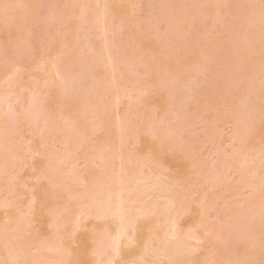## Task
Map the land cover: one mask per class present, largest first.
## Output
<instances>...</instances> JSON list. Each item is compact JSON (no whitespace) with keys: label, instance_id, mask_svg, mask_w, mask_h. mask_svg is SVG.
<instances>
[{"label":"rangeland","instance_id":"374dc122","mask_svg":"<svg viewBox=\"0 0 264 264\" xmlns=\"http://www.w3.org/2000/svg\"><path fill=\"white\" fill-rule=\"evenodd\" d=\"M240 1L249 4L243 3L240 8L237 3H227V6L220 0H214L218 4L212 3L213 0H0V264H93L95 258L91 251L95 241L92 240L98 235L103 236L106 249L102 264H109L115 257V214L122 187L126 201L123 208L130 226L127 238L129 243L131 237L137 242L117 260V264H169L168 252L177 250L183 255L176 260L180 254L176 252L178 255L172 257L175 255L172 253L173 264L176 261L193 264L194 259L198 261L200 257L202 262L195 264H224L223 260L230 252L227 259L230 257L229 261L235 264H255L259 255L262 257H257L259 261L264 259V249H259L264 241V223L262 221V226L256 219V213L262 207L261 211L264 210V189L262 195L256 196L249 187L246 189L247 184L260 183L261 180L256 181L257 177H264V138L261 139L263 143L254 147L256 152L251 144L261 136L264 123L261 131L258 128L260 135L247 137L246 134L247 130L257 128L255 125L261 121L263 107L260 110L257 107L260 118L257 114L247 116L249 122L246 123L254 125H247L249 129H244L246 125L242 123L246 110L240 109L246 96L259 97L255 93L257 88L258 94L264 95V84L263 89L258 85L264 78V63L261 62L264 51L262 55L259 51L258 55H248L254 47L247 44L254 37L256 45H253L258 50L264 42V36L261 39L259 35L262 32L264 35V17L260 21L264 16V4L262 7L258 1ZM259 1L263 3V0ZM170 6L174 11H169ZM212 6L217 8L216 11L211 10ZM229 6L236 13L226 11ZM236 6L242 11L236 10L239 9ZM256 6L262 7L259 10L262 16L255 19ZM165 8L169 11L167 16ZM83 9L87 15L85 13L86 17L80 19L77 16ZM256 13L258 15V11ZM233 14L239 16L235 18ZM201 15L203 17H199ZM169 19L172 21L167 24ZM244 20H250V23L247 21L250 27H259V31L248 27L246 32ZM231 27L236 34L229 30L230 35L227 28ZM166 29L168 35L172 32V36L174 33L180 36L177 31L181 30V35L185 36L179 40L167 36L165 40L172 41L169 44V40L162 41ZM243 29L252 40L246 42V36L245 40L239 41L237 35H243ZM107 32L111 37L106 35ZM228 35L231 36L229 39ZM184 38H190L191 43L187 39L186 43L182 42ZM175 40L177 47L187 46L181 50L175 46ZM257 40L261 42L258 46ZM182 43L185 44L182 46ZM237 43L245 44L243 47L247 51ZM214 49L219 52L215 54ZM109 52L110 55L113 53V58L110 57L114 60L115 70L118 68L124 74L123 79L118 72L122 79L119 82L114 79ZM205 58L211 62L208 64ZM55 60H61L57 73L55 68H50ZM198 70L202 71L199 73ZM258 71L259 76H256ZM58 72L68 74V80L74 77L71 82L84 81L74 85L76 88L83 84L82 99L75 98L80 94L78 88L77 94L72 89H69L70 96L64 93L71 82L67 80L62 87L58 83ZM216 73L223 77H216ZM209 75L219 81L210 80ZM237 76L242 79L238 82L241 86L237 85ZM131 80L136 83L132 84ZM159 83L165 87L160 92L167 93L164 100L168 101L169 93H173L172 101L175 97L173 104L176 106L169 101L172 107L166 104L167 109L160 108L162 98L155 94L158 92L153 93V87ZM210 98L218 100L214 102ZM171 110L172 114L166 113ZM253 115L255 120H251ZM236 134L241 140H236ZM180 142L184 144L180 145ZM260 147L262 152L258 151ZM249 154L255 155L254 162L247 160ZM102 158L104 161L101 162ZM120 158L128 159V169L124 166L126 175L119 174ZM121 178L123 185L119 183ZM32 181L36 184L32 185ZM110 193L112 198L108 197ZM86 202H91V210L110 207L111 212L103 224L94 223V218L84 220L85 224L81 221L82 231L81 227L77 229L79 221L83 220L78 213ZM170 203L174 208H167ZM154 207V214L142 218ZM257 208L259 211L255 213ZM243 211H246L243 215L248 212L251 216H246L248 221L244 216L243 223L246 224L240 225L242 219L235 222V216ZM176 216L183 225L179 242L168 238ZM251 217L253 220H249ZM255 219L258 224L254 223L261 226L256 227L257 231L252 223ZM50 223L57 225L55 231L54 228L50 230L53 227ZM92 223L99 224L98 228ZM134 225L141 227L135 234ZM58 226L63 228L58 229ZM245 226L252 232L253 239L252 236L246 240L242 235L237 236L238 230L242 232ZM94 227L101 231L94 232ZM221 233L230 234L228 237L233 235L232 240L225 243L226 239H217ZM197 234L202 235L204 241H196ZM239 238L244 244L232 246ZM98 241L101 245L102 241ZM229 243L232 245H227ZM61 245L64 246L59 249ZM226 245L228 253L225 252ZM165 246L169 249L166 253L169 260L159 256ZM217 248L219 251L216 252ZM201 253H205V259ZM246 254L252 255L248 258L252 259L248 260ZM253 257L255 262H252ZM244 258L247 263L246 260L243 262ZM239 260L242 261L239 263ZM224 261L225 264L229 262Z\"/></svg>","mask_w":264,"mask_h":264},{"label":"bare ground","instance_id":"6f19581e","mask_svg":"<svg viewBox=\"0 0 264 264\" xmlns=\"http://www.w3.org/2000/svg\"><path fill=\"white\" fill-rule=\"evenodd\" d=\"M175 1H176V0H175ZM178 1H180V0H178ZM183 1L185 2V0H183ZM186 1H187V0H186ZM192 1H193V0H192ZM210 1H211V0H210ZM218 1H219V0H218ZM220 1L225 2V4L228 6L227 3H229V1H228V2H226V0H224V1H223V0H220ZM245 1H246V0H245ZM247 1L249 2V1H252V0H247ZM257 1H258V4L262 5V7H263L264 0H263V3H262V4H261V2H260L259 0H256V1L254 0L253 2L256 3ZM208 2H209V1H208ZM215 2H216V1H215ZM215 2H214V0H213L212 3H215ZM239 2L242 3V4H240V3L238 4V0H236V2H235V0H234V2L230 1L229 5H233V3L236 5V3H237V5H239V6L241 5V6H240V8H241L242 5H243V3H246L247 6H248V4H249V3H247V2L240 1V0H239ZM212 3H211V5H215V4H218L219 2H218V3H215V4H212ZM231 3H232V4H231ZM250 3H252V2H250ZM169 4L171 5V3H169ZM172 4H173V3H172ZM178 5H179V4H178ZM219 5H220V4H219ZM250 5H251V4H250ZM201 6H202V4H201ZM239 6H236V7L239 8ZM251 6H252V5H251ZM258 6H259V5H258ZM258 6L255 7V9H257L256 12L258 11V15H257L256 12H253V13H255V14L257 15V16H256V15L254 14L255 19H256L258 16H259V18H260L262 15H264V14L261 13L262 15L260 16V12H259V10H260L262 7H261V6L258 7ZM174 7H176V6H174ZM202 7H203V6H202ZM213 7H214V6H212L211 10H213V11L215 10V11H216L217 8L215 7V9H213ZM219 7H221V6H218V8H219ZM229 7H230V6H229ZM229 7H227V9H225V10L228 11L229 13H230V12H232V13H236L235 9H234V11H233V8H231L232 6L230 7V9H228ZM233 7H234V6H233ZM249 7H250V6H249ZM167 8H168V7H167ZM167 8L164 9L165 12H166ZM170 8H171V6H170ZM240 8H239V9H236V10H238V11L241 10V11H242V9H240ZM258 8H259V9H258ZM245 9H246V7H245ZM250 9H251V7H250ZM255 9H254L253 11H255ZM171 10L174 11L173 8H171L169 11H171ZM200 10H201V9H200ZM262 10H263V9H262ZM169 11L166 12V16L168 15L167 13H168ZM238 11H237V12H238ZM162 12H163V11H162ZM211 12H212V11H211ZM261 12H262V11H261ZM263 12H264V10H263ZM85 13H86V15H87V12H85V10L83 9V10L81 11V13H80L77 17L80 18V19H81V18H84ZM171 13H172V12H171ZM171 13H169V14L171 15ZM212 13H213V12H212ZM214 13H215V12H214ZM203 14H204V13H203ZM239 14H240V12H239ZM239 14H238V16H239ZM103 15H104V14H102V16H103ZM233 15H234V14H233ZM235 15H236V14H235ZM235 15H234V17H235ZM102 16H101V17H102ZM163 16H164V15H163ZM238 16H236L235 18H237ZM85 17H86V16H85ZM199 17H203V16L201 15V16H199ZM204 17H205V16H204ZM208 17H209V15H208ZM263 17H264V16H262V19H260V21H263ZM161 18H162V17H161ZM102 19H103V18H102ZM76 20H78V19L76 18ZM155 20L158 21L157 18H155ZM164 20H165V19H164V17H163V18H162V21L165 22ZM180 20H181V19H180ZM194 20H195V18H194ZM162 21L159 20V22H162ZM169 21H170V19H169ZM171 21H172V20H171ZM171 21H170L169 23H167V24H170ZM190 21H191V20H190ZM190 21H188V22H190ZM201 21H202V20H201ZM201 21L199 20V22H201ZM245 21H246V24H243V25H244V29L246 30V32H248L246 28L249 27V28L251 29V28H253V26L250 27L251 24H248L247 21H249V23H250V20H244L243 23H245ZM251 21H252V20H251ZM253 21H254V20H253ZM253 21H252V23H253ZM257 21H258V20H257ZM257 21H256V23L258 24ZM159 22L157 23L158 25H159ZM263 22H264V21H263ZM263 22H262V23H263ZM154 23H155V22H154ZM160 24H161V23H160ZM190 24H192V26L194 25L193 23H190ZM190 24H189V25H190ZM257 24H256V25H257ZM259 24H260V23H259ZM174 25H175V24H174ZM181 25H182V24H181ZM245 25H249V26L245 27ZM254 25H255V24H254ZM222 26H223V24H222ZM261 26H262V24H261ZM172 27H173V25H172ZM172 27L170 28V27L168 26L167 28L172 29ZM193 27H194V26H193ZM193 27H192V28H193ZM235 27H236V26H235ZM235 27H233V28H235ZM255 27H256V26H255ZM175 28H176V27H175ZM182 28H183V27H182ZM182 28H181V30H182ZM221 28H222V27H221ZM224 28H225V30H226V27H224ZM262 28H264V25L262 26ZM176 29L179 30V28H176ZM227 29H228V32H229V30H230L231 33H232V32H235V34H236V31H231V30H232V27H231V28H227ZM238 29H239V26H238ZM241 29H242V26H241ZM244 29L242 30V31H244L243 33H242L241 30H240L241 32L238 30L240 33L243 34V35H239V34L237 35V37L239 36L238 39H239V41H241V42L243 41V39L245 40V39H246V36H247V34H245V30H244ZM250 29H249V30H250ZM253 29H255V28H253ZM253 29H252V30H253ZM256 29H258V31H259V27L256 28ZM256 29H255V30H256ZM181 30H180V31H177V32H179V35H180V36H177V34H175V33H174V36H172V34H173L172 32H171L172 34L169 33V35L171 34V35L169 36V35L167 34L169 31L167 32V29H166V32H165V33H166V36L164 37V35H163L164 39H163L162 41H164V40L166 39L167 36H168V38L170 37V39H171V36H172V37H173L174 39H176V40H179L180 38H183V37L185 36V34L183 35V33H182V35H181ZM233 30H234V29H233ZM235 30H236V28H235ZM255 30H253V32H258V31H255ZM263 30H264V29H263ZM263 30H262V31H263ZM222 31H224V30L222 29ZM262 31H261V32H262ZM109 32H110V31H109ZM109 32H107L106 35H107ZM230 32H229V33H230ZM249 32H250V31H249ZM110 33H112V32H110ZM165 33H164V34H165ZM231 33H230V35H231ZM244 34H245V36H244ZM108 35L110 36V34H108ZM225 35H227L226 32H225ZM259 35H261V37H260L261 39H262L263 36H264V35H263V32H262V34H259ZM175 36H177L178 38H177V37L175 38ZM233 36H234V35H233ZM240 36H243L244 38H243V37L241 38ZM110 37H111V36H110ZM163 37H162V38H163ZM230 37H231V36H230ZM230 37H229V35H228L227 38L229 39ZM250 37H251V36H247V39H246L245 41L248 42L249 40H252V38H250ZM257 37H258V36H257ZM257 37H256V38H257ZM227 38H226V39H227ZM240 38H241L242 40H241ZM260 38H258V39L260 40ZM170 39H168L169 41H168V40H165V41H168L169 44H170V43L172 42ZM174 39H172V40H174ZM186 39H187V38H186ZM186 39L184 38V39H183L184 41H183L182 39H181V40H182V42H185ZM226 39H225V40H226ZM231 39H232V38H231ZM248 39H249V40H248ZM263 39H264V38H263ZM176 40H175V42H176V45H175V46L177 47V42H178V41H176ZM187 40H188V39H187ZM232 40H233V39H232ZM254 40H255V38L253 37V41H249V42L247 43V44H249V43L252 44V46L255 48V49L253 48V49H254V50H253V49L251 48L252 46H251V47H250V46H247L248 48H251V50H252L251 52L248 50V51H249V52H248V55H253V56H254V55H256V53H257V55H258V54H259L258 51L261 53L260 55H262V51H264V49H263V47H264V46H263V45H264V42L261 43V42H259V40H257V41H258L257 46L260 45L259 43H261V45H260L261 47H259V48L262 49V50H261V49H258V50H257V47H255V45H256V44H255L256 40H255V42H254ZM165 41H164V42H165ZM188 41L191 43V39H190V38H189ZM188 41H187V43H188ZM230 41H231V40H230ZM230 41H229V43H230ZM234 41H235V40H234ZM237 41H238V40H237ZM260 41H262V40H260ZM173 42H174V41H173ZM175 42H174V43H175ZM252 42H253V43H252ZM105 43H106V44L108 43V38L105 40ZM179 43H181V42L179 41ZM185 43H186V42H185ZM185 43H182L181 45L183 46V44H185ZM218 43H219V42H218ZM221 43H222V41H221ZM223 43H224V41H223ZM223 43H222V45L225 46V44H223ZM234 43H235V42H234ZM162 44H163V42H162ZM188 44H189V43H188ZM219 44H220V43H219ZM238 44H239V43H237V45H238ZM253 44H255V45H253ZM164 45H167V43L164 44ZM179 45H180V44H179ZM179 45H178V46H179ZM212 45H218V44H212ZM244 45H245V44H244ZM244 45H243V43H242V45L239 44L240 47H241V46L243 47ZM185 46H187V45H184L183 48H182L181 46H179V47H177V48H181V50H183V49L185 48ZM220 46H221V45H220ZM262 46H263V47H262ZM216 47H217V46H216ZM242 47H241V49H242ZM245 47H246V45H245ZM245 47H243V48H244V50L246 49V51H247V48H245ZM115 48H116V46H115ZM213 48H214V46H213ZM218 48H219V47H218ZM221 48H223V47H221ZM237 48H238V46H237ZM215 49H216V48H215ZM215 49H214V50H215ZM214 50H213V51H214ZM216 50H217V49H216ZM216 50H215V52H214L215 54H216V52H219V51H216ZM238 50H239V49H238ZM179 51H180V50H179ZM207 51H208V50H207ZM240 51H241V50H240ZM255 51H257V52H255ZM110 52H111V51H110ZM110 52H109V54H108V55H109V56H108V60L111 62V66H112V68L115 70L114 66L112 65V64H114V60L112 59V58H113V56H112L113 53L110 55ZM112 52H113V50H112ZM208 52H210V51H208ZM211 52H212V51H211ZM211 52H210V53H211ZM253 52H254V53H253ZM210 53L208 54V57H207L208 60H209V56L211 55ZM214 53H212V54H214ZM241 53H242V52H241ZM246 53H247V52H246ZM249 53H250V54H249ZM263 54H264V53H263ZM205 55H206V53H205ZM260 55H259V56H260ZM110 56H111L112 58H111ZM212 57H213V55H212ZM218 57H219V56H218ZM246 57H247V55H246ZM249 57H251V56H249ZM249 57H248V58H249ZM261 57H262V56H261ZM211 59H212V58H211ZM250 59H251V58H250ZM263 59H264V58H263ZM205 60H206V58H205ZM208 60H206V62L209 64V62H211V61H208ZM212 60H213V59H212ZM252 60H253V59H252ZM60 62H61V60H60V61H59V60H58V61L55 60V61L51 62V66H52V67L50 66V68H52V70L55 68V70H56L57 68L60 67V65H61ZM110 62H109V63H110ZM112 62H113V63H112ZM261 62L264 63L263 60H261ZM59 63H60V64H59ZM201 63L203 64V62H200V64H201ZM252 63H253V62H252ZM257 63H259V62H257ZM253 64L255 65L256 63L254 62ZM260 64H261V63H260ZM210 66H211V65H209L208 67H210ZM256 66H257L258 68L260 67L259 65H256ZM257 67H256V68H257ZM261 68H262V64H261ZM208 69H209V68H207V70H208ZM212 69H213V68H212ZM52 70H50V71H52ZM59 70H60V69H58V70H56V71H54V72L57 73V71H59ZM207 70H206V72H207ZM210 70H211V67H210ZM119 71H120V70H119ZM119 71H118V68H117V71H116V70L114 71V75H113V76H114V79H115L116 82H119V80L121 79L120 77H121V75H122V72L120 71V74H121V75H120V74L118 73ZM198 71H199V73H200L202 70H198ZM204 71H205V70H204ZM212 71H213V70H212ZM262 71H263V70H262ZM220 72H221V71H220ZM203 73H204V72H203ZM223 73H224V72H223ZM243 73H245V72H243ZM246 73H247V72H246ZM255 73H256V76H259V73H260V72L258 71V72H255ZM65 74H66V73H64V74L62 73L63 77H61L62 75H60L59 72H58V76H60V77H57V78L59 79V80H58V83L62 84V87H63V84H66L68 81H70V80L72 79V78H71L70 80H68V79H69V77H68L69 75H68V74L65 75ZM216 74H217L216 77H219L220 74H219V73H216ZM216 74H214V75H216ZM221 74H222V73H221ZM238 74H239V73H238ZM240 74H241V73H240ZM248 74H249V73H248ZM257 74H258V75H257ZM55 75H56V74H55ZM201 75H202V74H201ZM210 75L212 76L213 74L210 73ZM210 75H209V76H210ZM234 75H235L234 77L236 78L237 73H235ZM244 75H245V74H244ZM253 75H254V74H253ZM56 76H57V75H56ZM203 76H204V75H203ZM211 76H210L209 78H210V80H213L215 77L211 79ZM220 76H222V75H220ZM240 76H241V75H240ZM245 76H246V75H245ZM66 77H67L68 79H67ZM123 77H124V74L122 75V78H123ZM199 77H201V76H199ZM222 77H223V76H222ZM222 77H221V79H222ZM237 77H238V76H237ZM246 77H247V76H246ZM134 78H135V77H134ZM182 78H183V76H182ZM206 78H207V77H206ZM230 78H231V77H230ZM238 78H239V77H238ZM247 78H248V77H247ZM123 79H124V78H123ZM132 79H133V78H132ZM215 79L217 80V78H215ZM215 79H214V80H215ZM67 80H68V81H67ZM72 80H74V77H73ZM121 80H122V79H121ZM193 80H194V78H193ZM201 80H203V78H202ZM201 80H200V81H201ZM204 80L206 81V79H204ZM230 80H231V79H230ZM239 80H242V79L239 78V79L237 80V85H239V83H238ZM77 81H78V80H75L74 82H73V81H72V82L70 81L71 84L68 86V87H69V88H68V91H65L64 93H68L67 95L70 96L71 93H69V92H70L71 90L69 91V89H72V91H75V92H74L75 94H77L78 91H79V93H80V91L82 90V89H81V86H82L83 84H82L81 86H80V85H78V86L76 85V88H75L74 85L77 83ZM131 81H132V84H134L133 82L136 83V80H135V81H134V80H131ZM217 81H219V80H217ZM217 81H216V85L218 86L219 83H218ZM231 81H235V80H231ZM245 81H246V80H245ZM56 82H57V81H56ZM70 82H69V83H70ZM75 82H76V83H75ZM78 82H79V83H80V82L83 83L84 81L82 82L81 80H79ZM203 82H204V81H203ZM206 82L208 83L209 80H207ZM210 82H211V81H210ZM212 82H213V81H212ZM242 82H243V81H242ZM81 83H80V84H81ZM96 83H97V82H96ZM194 83H195V82H194ZM207 83H206V86H207ZM214 83H215V81H214ZM217 83H218V84H217ZM245 83H246V82H245ZM77 84H78V83H77ZM159 84H160V83H159ZM161 84H163V83H161ZM161 84H160V85L156 84V86L153 87L154 90H156L157 88H158V90H159V91H158V90H156V91L153 90V93H154V92H158V93H155V94L158 95V98H159V96H160V98H162V99H161L162 101L159 102V105L161 106L160 108H165V109H167L166 104H167V106L172 107V106H170L169 104H170V103H172V104L174 103L173 101L175 100V97H174V100L172 101L173 93H169V95L171 94L172 97L168 95V97H170V99L167 97V98H168V101H167V100H164V99H165L164 97L167 96V95H166L167 93H165V94L163 95L164 92H162V93L160 92V90L162 91V88L164 87V85H161ZM164 84H165V83H164ZM197 84L200 85L199 82H198ZM203 84H204V83H203ZM210 84H211V83H210ZM240 84H241V82H240ZM242 84H243V83H242ZM263 84H264V78H263V79L261 80V82L258 84L259 87H261V89H263V87H264ZM67 85H68V84H67ZM92 85H93V84H92ZM237 85H236V86H237ZM93 86H94V85H93ZM93 86H92V89H93ZM195 86H196V85H195ZM201 86H202V85H201ZM239 86H241V85H239ZM239 86H238V87H239ZM262 86H263V87H262ZM95 87H96V86H95ZM196 87H197V86H196ZM77 88H78V91H77ZM164 88H165V87H164ZM164 88H163V90H164ZM201 88H202V87H201ZM209 88H210V87H209ZM212 88H213V87H212ZM212 88H210V89H212ZM217 88H218V87H217ZM79 89H80V90H79ZM197 89H198V88H197ZM202 89H203V88H202ZM205 89H206V87H205ZM261 89H260V90H261ZM221 90H222V89H221ZM76 91H77V92H76ZM206 91H207V90H206ZM222 91H223V90H222ZM254 91H255V90H254ZM256 91H257V92H255V93H256V96L258 95L259 97H255V98H254V97L246 96L247 98H244L245 101L242 100L243 103H242V102L240 103V104H242V106L240 107V109H242V111H243V110H244V111L246 110L245 113H244L245 115L242 114V115H243V117H242V118H243V119H242V120H243L242 123H243L244 125H246V126H244L245 128L243 127L244 129H249V128H250L249 126L253 125V124L250 125V124H247V123H246V122H249V121H247V116L250 117V115H251V116H252V114L256 115L257 113H258L259 115H261V113H259V111H257V110H258V109L260 110V109H261V106H262L263 109H264V106H263V104H264V97H263V96H264V95H262L261 92H260V94H258V93H259V92H258V91H259L258 88H257ZM219 92H221V91H219ZM74 93H72V94H74ZM160 93L163 95V97H161L162 95H161ZM75 94H74V95H75ZM80 94H81V95H80ZM80 94H79L80 97H79V95H77L76 97L73 95L72 97H75V98H77V99L80 100V99L83 98V97H82V96H83V93L81 92ZM219 94L222 96V95L224 94V92H223V94H222V93H219ZM165 95H166V96H165ZM248 95H249V94H248ZM254 95H255V94H254ZM260 95H262V96H261V97H263L262 99H260V98H261ZM214 96H216V95H214ZM218 96H219V95H218ZM223 96H224V95H223ZM167 98H166V99H167ZM222 99H223V98H222ZM19 100H20V97L18 98V101H19ZM209 100H210V101L214 100V102H215V100H218V99L210 98ZM209 100H208V103L210 102ZM16 101H17V100H16ZM18 101H17V102H18ZM166 101H167V103H166ZM169 101H172V102L169 103ZM168 103H169V104H168ZM204 103H205V102H204ZM216 103H217V102H216ZM173 105L176 106V104H173ZM256 105H257V106H256ZM206 106H207V105H206ZM203 107H204V106H203ZM257 107H258V109H257ZM259 107H260V108H259ZM205 108H206V107H205ZM263 109H261V110H263ZM261 110H260V112H262V115H261V116H262L261 121H259L260 119H257V118H256V120L259 121V124H258V125H255V127L257 126V128H253V129H255L256 131H258V128H260V129H259L260 131H261V128H263V123H264V112L261 111ZM242 111H241V112H242ZM244 111H243V112H244ZM246 112H247V114H246ZM166 113H168V114H169V113L172 114L173 112H172V110H171V111H169V112L166 111ZM258 114H257V117L260 118L261 116L259 117ZM254 115H253V118H254V119H251V120H255V116H254ZM235 116H236V115H235ZM239 116H241V115H239ZM245 116H246V117H245ZM244 117H245L246 119H245ZM181 118H182V117H181ZM235 118H236V117H235ZM236 119H237V118H236ZM244 119H245V121H244ZM248 119H249V118H248ZM239 121H240V120H239ZM262 122H263V123H262ZM203 123H204V122H203ZM159 124H160V123H159ZM205 124H207V123H205ZM202 125H203V124H202ZM239 125H240V127L242 128V124H239ZM247 125H249L248 128H247ZM203 126H205V125H203ZM253 126H254V125H253ZM249 130H250V131H249ZM249 130H247L248 133H246V134H247V137L250 136V135H252V134H255V135H257V136L261 134V136H259V138L257 137L258 139L255 138V142L253 141V143H251V144H253V146H252L253 151L256 152V150H254V147H257L258 144L262 142L261 139L264 138V137H263L264 135H262V134H264V129H263V131H262L261 133L258 131V132H257L258 134L256 133L255 130H253V131H251V129H249ZM254 131H255V132H254ZM172 132L174 133V131H172ZM253 132H254V133H253ZM249 133H250V134H249ZM259 133H260V134H259ZM169 136H170V135H169ZM126 137H128V136H126ZM237 138H238V134H236V140H237ZM238 139L241 140V137L238 138ZM240 140H239V141H240ZM242 140H243V139H242ZM239 141H238V142H239ZM256 142H257V143H256ZM262 143H263V142H262ZM181 144L183 145L184 143L180 142V145H181ZM255 144H256V146H255ZM176 146L179 147L178 144H177ZM262 147H263V146H262ZM179 148H181V147H179ZM252 148H251V149H252ZM257 149H258V148H257ZM260 149H262V148L260 147V148L258 149V151H261ZM263 150H264V149H263ZM258 151H257V153H256V156L259 154ZM255 152H254V153H255ZM261 152H262V151H261ZM261 152H260V153H261ZM263 152H264V151H263ZM263 154H264V153H263ZM253 155H254V154H253ZM253 155L250 156V154H249V156H250L251 159L248 158L247 160H250V161L254 162V160H255L256 157H254L255 155H254V156H253ZM249 156H248V157H249ZM260 156H261V154H260ZM262 156H263V155H262ZM259 159H260V158H259ZM263 159H264V158H263ZM127 160H128V159H126V161H124V159H121V158H120V160H119V161H120V162H119L120 165H119V167H118V168H119L118 171H119V174H120V175H126V173H127V170H126V168L128 169V167H127V162H128V161H127ZM261 160H262V158L260 159V161H261ZM102 161H104V158L101 159V162H102ZM257 161H258V160H257ZM262 162H263V161H262ZM124 163H125V164H124ZM255 163H256V161H255ZM258 164H259L258 166L261 165V163H258ZM125 165H126V166H125ZM124 166H125L126 168H125ZM256 166H257V164H256ZM262 167H263V166H262ZM257 168H258V167H257ZM260 168H261V166H260ZM237 171H238V170H236V172H237ZM256 176H257V175H256ZM258 176H259V175H258ZM120 177L123 178L124 176H120ZM260 177H261V176H260ZM122 178H121L120 181H119L120 185H123V179H122ZM257 178H258V180H256V181L259 182V180H261L260 183H258V184L255 183L254 185L251 184L250 186H248V184L246 185V189H247V187H249L248 190H250L251 193H252V195H255V196H256L257 194H261L262 190L264 189V179H263L264 177H262L261 179H259V177H257ZM35 180H37V179H35ZM32 182H33V181H32ZM38 182H39V180H38ZM38 182H37V183H38ZM33 183H34V184H32V185H35V184H36V182H33ZM32 185H30V186H31V189H32ZM34 187H35V186H33V188H34ZM123 188H124V187H122V188L119 190V201H120V205H119L118 208L116 209V214H115V217H116V220H117V229H116V233H115V236H114V239H113V240H114L113 243H114L115 257L110 261L109 264H117V260H118L119 258H121L122 256H124L127 252H129V249H132L131 247L134 246V245L136 244V242H137L136 240H134V239L131 237V239H130L131 243H129L128 238H127V237H128V230H129L130 226H129L128 222L126 221V216H127V214H126V212H125V210H124V208H123V202H124V200H125V199L123 198V196H124V193H123V192H124V189H123ZM31 189H30V190H31ZM37 189H38V188H37ZM32 191H34V190H32ZM35 192H36V191H35ZM263 192H264V191H263ZM263 192H262V194H263V197H264V193H263ZM262 194H261V195H262ZM34 196H35V195H34ZM112 196H113V195H112L111 193L108 195L109 198H112ZM255 196H253L254 199H255ZM258 196H260V195H258ZM260 197H261V196H260ZM36 198H37V197H36ZM36 198H35V200H36ZM257 199H258V198H256L255 200H257ZM259 199H260V198H259ZM263 199H264V198H263ZM33 200H34V199H33ZM263 201H264V200H262V202H263ZM37 202H38V201H37ZM39 202H40V201H39ZM125 202H126V201H125ZM125 202H124V203H125ZM258 202H260V201L258 200ZM258 202H256V203H258ZM127 203H128V199H127ZM254 203H255V202H254ZM37 204H38V203H37ZM258 204H259V207H260V203H258ZM258 204H257V205H258ZM261 204H262V203H261ZM35 205H36V202H35ZM84 205H86V206H84ZM89 205H90V207H89ZM263 205H264V204H262V206H263ZM91 206H92L91 202H88V203L86 202V203L82 204V207H81L82 209H81V211L78 213V217L80 216L81 218H80V217H79V218H80V219H83V220H80V219H79V220H80V221H79L80 223H79V225H77L78 228L75 226L77 229H79V228L81 227V228H82V231H83V227H84L83 224H85V221H87V220H91V219H93V218L95 219V220L93 219V220H94V221H93L94 223H99V224L101 223V224H103L102 222H104V221L108 218V214H109V212H111V211H110V207L105 208V209H101V208H100V209L94 211V210H91ZM167 208H169V209L174 208L173 203H170V206H168ZM257 209H258V208H257ZM262 209H263V207H262ZM262 209H261V210H262ZM261 210L259 211V209H258V210H255V211L253 210V211H254L255 213L259 211L258 213H256V216H258L256 219H257L258 221H260V223H262V221H263V223H264V212H263L264 210H263V211H261ZM253 211H252V212H253ZM155 212H156V208H155V207L152 208V209H150V210H147V212H145V214L143 215L142 218L149 217V216H151L152 214H154ZM245 212H246V211H243L242 214H240V215H239V214L236 215L235 218L237 217V219H235V220H237V221H235V222H239V221L242 219L241 222H240L239 224H240V225H241V224H246V223H243V222H244V220H243L244 216H245V218H246L247 215H248L247 217H249V216H251V215H250L248 212H247L246 215H243ZM239 213H241V212H239ZM255 213H254V215H255ZM254 215H253V217H254ZM58 216H59V215L57 214V217H58ZM60 216H61V215H60ZM256 216H255V217H256ZM180 217H181V216H180ZM253 217H251V219H249V218H248V219H249V220H253ZM90 218H91V219H90ZM256 219H255L253 222H252V221H250V222L254 223V222L256 221ZM59 220H60V219H59ZM59 220L57 219V222H59ZM84 220H85V221H84ZM180 220H181V219H179V217L176 216V219L174 220V223H173V227H172V229L170 230V232H169V234H168V238H169V239H172L173 241L178 240V242H179L180 239L182 238V231H181V230L183 229V228H182L183 225H181ZM52 221L55 223V218H54ZM81 221H82V222L84 221L83 224H82ZM178 221H179V222H178ZM245 221H248L247 218L245 219ZM258 221H256V222H257L256 224H258ZM250 222H248V227H249ZM54 223H53V224H54ZM94 223H92V224H94ZM252 223H251V225H252ZM263 223H262V226H263ZM53 224L50 223L51 226H52ZM57 224H58V223H57ZM77 224H78V223H77ZM81 224H82V225H81ZM99 224H98V225H99ZM179 224H180L181 226H180ZM236 224H238V223H236ZM254 224H255V223H254ZM256 224H255V225H256ZM55 225H56V224H55ZM55 225H53V227H52L50 230H53V228H54V231H55V228H56ZM98 225H97V224H94L93 226H95L96 228H98ZM240 225H239V226H240ZM51 226H50V227H51ZM56 226H57V225H56ZM82 226H83V227H82ZM233 226H234V225H233ZM237 226H238V225H237ZM50 227H49V228H50ZM60 227H61V225H60ZM60 227L58 226V229H59ZM95 227L93 228V231L96 230L97 232H99L100 229L97 230ZM253 227H254V226H253ZM256 227L261 228V226H257V225H256V226L253 228L254 231L256 230ZM62 228H63V227H62ZM62 228H60V229H62ZM81 228H80V229H81ZM234 228H235V226H234ZM244 228H245V229H243L242 232H240V231L238 230V232H240V233H242V234H240V233L238 234V232H237V233H236V232H233V233H234V238H235L236 234H237V236L242 235L244 239H245V238H248L249 236L251 237L252 235H250V233L252 234V232H249V231H250V230L253 231V229H250V227H249L250 230H248V229H246L247 226H245ZM251 228H252V227H251ZM140 229H141L140 225H134V226H133L134 234L137 233V231L140 230ZM230 229H232V226H231ZM236 229H237V227H236ZM238 229H239V228H238ZM240 229H241V227H240ZM257 229H258V228H257ZM263 229H264V228H263ZM56 230H57V229H56ZM74 230H75V229H74ZM233 230H234V229H233ZM246 230H248V232H247ZM259 230H260V229H259ZM261 230H262V229H261ZM261 230H260V232H261ZM78 231H80V230H76V232H78ZM100 231H101V230H100ZM235 231H236V230H235ZM254 231H253V232H254ZM256 231H257V230H256ZM262 231H263V230H262ZM60 232H61V230H60ZM60 232H59V234H60ZM76 232H75V233H76ZM94 232H95V231H94ZM105 232H108V231L105 229ZM225 232H226V231H225ZM49 233H50V232H49ZM52 233H54V232H52ZM52 233H51V235H53ZM154 233H155V232H154ZM228 233H230L229 230H228ZM231 233H232V232H231ZM235 233H236V234H235ZM263 233H264V232H263ZM56 235H57V234H56ZM197 235H198V236H195V238H194V236H193V237L191 236V237L194 238L196 241H201V242L204 241V238H203L202 235H200V234H197ZM218 235H219V234H218ZM218 235H217V237H218L217 239H220L221 241H223V240L226 239V240L224 241L225 243H227L228 241L232 240V239H230V238L233 237L232 234H231V235H232L231 237H228L230 234L228 235V234H226V233H224V234L221 233L219 236H218ZM257 235L260 236V235H259V232L257 233ZM257 235H256V236H257ZM133 236H134V235H133ZM237 236H236V238H237ZM254 236H255V232H254ZM254 236H252V239L254 238ZM52 237H53V236H52ZM54 237H55V236H54ZM102 237H103V236H102ZM102 237H101V235H100V236L98 235V237L95 238L96 240H95V239L92 240V241H95L94 243L96 244V245L94 244V247H93V249H92V251H91L92 256L95 258V262H94L93 264H102V258L105 256V253H106L105 250H106V249L104 248V239H103ZM226 237H228L229 239H227ZM239 237H240V236H239ZM256 238H257V237H256ZM98 239L102 241V242H101V245H100V242L98 241ZM174 239H175V240H174ZM244 239L241 238L242 241H243ZM262 239H263V237H262ZM235 240H236V239H235ZM235 240H234V241H235ZM245 240H246V239H245ZM245 240H244V241H245ZM255 240H256V239H255ZM258 240H259V237H258ZM258 240H257V241H258ZM260 240H261V238H260ZM226 241H227V242H226ZM234 241H232V243H233ZM236 242H238L239 244H238V243H233V245H232V244L229 243V244H227V245H232V246H234V244H235V245L237 244L236 246H238V245L244 244L243 242L240 243V238H239V240L236 241ZM263 242H264V241H263ZM263 242H262V243H263ZM102 243H103V244H102ZM176 243H177V242H176ZM221 243L223 244V242H221ZM255 243H256V242H254V244H255ZM257 243H258V245H259V242H257ZM262 243H261L260 245L263 247L264 245H262ZM220 245H221V244H220ZM224 245H225V244H224ZM224 245H223V246H224ZM227 245H226V246H227ZM258 245H257V246H258ZM62 246H64V245H61V247L59 246V249H60V248H63ZM218 246H219V245H218ZM223 246H222V247H223ZM242 246H244V245H242ZM55 247H56V246H55ZM55 247H53L54 250L56 249ZM227 247H228V246H227ZM227 247H225V249H226L225 252H227V251H228L227 249H229V247H228V248H227ZM253 247H254V245L252 246V248H253ZM262 247H260L259 249H260V250H261V249H264V248H262ZM57 248H58V247H57ZM164 248H165V250H164V249H163V250L161 249L162 251L160 250L161 252H159V256L161 255L160 257H161V258L163 257V258H165V259L168 257V258L170 259L169 264H173V262H172L170 256L173 255V254H175L174 256H172V257H175L176 254L179 253L180 251L177 250V251H176L177 253H176L175 251H174V252L171 251V254H169V252H170V251L168 252L169 249L166 248V246H165ZM218 248H219V247H218ZM218 248H217L216 252L219 251ZM230 248H231V247H230ZM233 248H234V247H233ZM255 248H256V246H255ZM231 249H232V248H231ZM236 250H237V249H236ZM253 250H254V248H253ZM255 250H256V249H255ZM257 250H258V248H257ZM257 250H256V251H257ZM260 250H259V252H260ZM178 251H179V252H178ZM220 251H223V249H220ZM231 251H232V250H231ZM233 251H234V249H233ZM233 251H232V252H233ZM167 252H168V255H167V257H166V253H167ZM225 252H224V253H225ZM228 252H229V251H228ZM228 252H227V253H228ZM254 252H255V251H254ZM263 252H264V250H263ZM263 252L261 253V255L263 254ZM160 253H161V254H160ZM172 253H173V254H172ZM213 253H215V251H214ZM230 253H231V252H230ZM230 253H228V255H230ZM179 254H180V255L177 254L178 257H175L176 260H178L179 257H180V256L182 257V255H183V253H182V255H181V253H179ZM217 254H219V252H218ZM252 254H254V253H252ZM258 254H260V253H258ZM162 255H163V256H162ZM204 255H205V253H201L200 256H202V258H203ZM228 255H227L226 257H225V255H224V257L226 258V259H225V258L223 257L224 260H226V261H227V260H228V261L230 260V257H229V259H227ZM255 255H256V254H254V256H255ZM219 256H220V255H219ZM221 256H222V255H221ZM245 256H247V259L250 258V257H252V255H249V257H248L247 254H246ZM256 256H257V255H256ZM263 256H264V255H263ZM207 257H208V256H207ZM243 257H244V256H243ZM243 257L241 256V258H243ZM257 257H259L260 259L262 258V257H260V255L257 256ZM257 257H256L257 262H261V263H262V262L264 261V259H263L262 261H261V260L259 261V258H257ZM168 258H167V259H168ZM177 258H178V259H177ZM194 258H196V257H194ZM200 258H201V257H200ZM200 258H198L199 260H198V259H197V260H198V261H201ZM263 258H264V257H263ZM153 259L156 260L155 258H153ZM169 259H168V260H169ZM172 259H173V258H172ZM203 259H205V258H203ZM232 259H233V258H232ZM247 259L244 258V259H242V260H243V262L246 260V263H247ZM251 259H252V258H251ZM251 259H248V260H251ZM253 259H254V257H253ZM162 260H163V259H161V261H162ZM180 260H181V259H180ZM194 260H195V262H198V261H196V259H194ZM224 260H223V262H224V264H225V261H224ZM242 260H239V263H240ZM150 261H151V260H150ZM159 261H160V260H159ZM161 261H160V262H161ZM174 261H175V260H174ZM210 261H211V260H210ZM228 261H227V262H228ZM232 261H234V260H232ZM253 261L255 262V259L252 260V262H253ZM157 262H158V261H157ZM166 262H168V261H166ZM195 262L193 261V264H195ZM201 262H202V261H201ZM229 262H230V263H229ZM229 262L226 263V264H235L234 262H233V263H232L231 261H229ZM235 262H237V261H235ZM249 262H250V261H249ZM252 262H251V263H252ZM257 262H256L255 264H258ZM263 263H264V262H263ZM148 264H151V263L149 262ZM157 264H158V263H157ZM161 264H162V263H161ZM164 264H165V262H164ZM166 264H168V263H166ZM175 264H180V262L178 263V262L176 261ZM197 264H198V263H197ZM236 264H238V263H236ZM241 264H242V262H241ZM249 264H250V263H249Z\"/></svg>","mask_w":264,"mask_h":264}]
</instances>
